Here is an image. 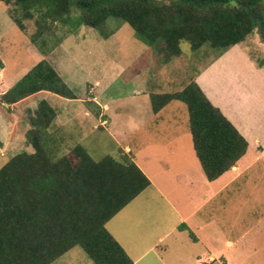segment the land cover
Masks as SVG:
<instances>
[{
  "label": "rangeland",
  "instance_id": "obj_1",
  "mask_svg": "<svg viewBox=\"0 0 264 264\" xmlns=\"http://www.w3.org/2000/svg\"><path fill=\"white\" fill-rule=\"evenodd\" d=\"M25 24L26 31H20L0 2V100L43 59L58 71L76 99L43 92L11 106L1 102L0 169L16 154L33 151L26 133L36 109L46 100L58 112L47 132L51 137L47 149L53 156L68 154L79 144L95 161L106 156L119 159L126 154L143 166V159L153 156L156 167L166 171L163 180L171 186L161 188V192L170 198L169 205L156 191L158 188L149 187L107 225V230L127 250L114 228L118 221L126 223L134 239L147 246L163 230L172 227L176 217L171 208L190 214L203 203L194 220L197 224L210 220L208 224L219 225L221 241L234 244L226 253L228 264H264V156L259 157L256 150H251L240 164V173H227L206 188L203 181L208 180L191 143L186 105L174 101L154 114L149 98L151 92L183 90L229 51L217 59V52L209 46L194 52L183 41L181 55L163 64L153 58L154 47L137 39L127 23L110 19L105 27L119 29L108 39L93 28L81 27L76 33L67 34L66 28L55 26L52 34L45 36L51 49L48 55H43L30 41L36 32L35 20ZM59 39L62 41L57 44ZM146 52L150 54L147 67H136L133 71ZM230 52L232 55L224 57L204 81L229 110L249 124V134L264 138V43L255 33ZM244 58H249L248 65ZM176 136L180 140L174 142ZM127 147L131 150L126 151ZM233 179L232 185L217 194ZM211 196L215 198L206 204L205 199ZM196 223L193 226L198 234ZM190 243L195 244L191 240ZM196 246L183 251L197 254L201 247ZM152 258L149 254L139 264H161ZM52 264L94 263L76 246ZM173 264L198 263L188 259Z\"/></svg>",
  "mask_w": 264,
  "mask_h": 264
},
{
  "label": "trees",
  "instance_id": "obj_2",
  "mask_svg": "<svg viewBox=\"0 0 264 264\" xmlns=\"http://www.w3.org/2000/svg\"><path fill=\"white\" fill-rule=\"evenodd\" d=\"M16 27L35 20L30 41L43 55L55 26L67 34L96 29L104 39L110 19L127 23L140 41L154 47L155 61L168 64L181 55V42L196 52L209 46L217 59L257 34L264 43V0H0ZM62 39L57 41L61 43ZM146 52L133 67H147ZM136 74V73H134ZM40 92L76 99L65 80L41 60L0 100L9 106ZM154 114L171 102L186 105L193 148L208 181L219 179L247 153L249 143L192 79L183 90L149 94ZM57 110L41 101L30 120L27 143L32 152L16 154L0 169V264H52L81 247L94 264H133L107 223L151 186L128 155L95 161L82 146L61 157L47 146ZM0 146L2 143L0 142ZM181 231H189L186 225Z\"/></svg>",
  "mask_w": 264,
  "mask_h": 264
},
{
  "label": "crops",
  "instance_id": "obj_3",
  "mask_svg": "<svg viewBox=\"0 0 264 264\" xmlns=\"http://www.w3.org/2000/svg\"><path fill=\"white\" fill-rule=\"evenodd\" d=\"M238 46V45H237ZM236 47V46H235ZM241 57H247L244 52H238ZM231 52L229 50V53H227L224 57L231 56ZM223 58L219 59L217 62H214L211 64L209 69L203 74H199L196 77V82L198 85L201 87V89L204 91L206 96L209 98V100L218 108L221 109V111L225 114V116L235 125V127L240 131V133L246 138V140L249 143V148L246 153V155L251 151V150H256V155L261 157L264 156V142H263V137L261 136H255L252 134L248 133V126L249 124H246L243 119H241V116L237 115L233 111L229 110L228 107H226V104L224 103L223 100H220L216 94L211 90V88L207 85V83L204 80H207V78L211 75H209L214 68L219 67L218 65L221 61H223ZM247 63H250L249 58H244ZM251 60V59H250ZM221 64V63H220ZM248 65V64H247ZM257 72V71H256ZM209 75V76H208ZM41 93H37L33 96L41 95ZM32 97V96H31ZM153 112V111H152ZM237 116V117H236ZM239 116V117H238ZM191 134V133H190ZM178 136V135H177ZM174 137L173 141L177 142L179 137ZM191 143H192V137H191ZM192 145V144H191ZM193 147V145H192ZM191 149V146L189 150ZM126 151L131 150V148L127 147L125 149ZM245 155V156H246ZM245 156L239 160L236 164L235 167H233L230 171L227 173H234L238 174L240 173L241 167L240 164L242 160H244ZM197 158V157H196ZM143 166H140L138 163V160L134 157L135 163L139 166V168L144 172V174L150 179L151 181V186L150 187H155L158 188L156 191L160 193L163 198V200L169 205V199L168 196L163 192L161 188H168L171 186V184H168L165 182L163 179L166 171L163 170V168L156 167L155 163L153 162L155 159H153V156H149L148 158L143 159ZM201 166V165H200ZM198 169V167H196ZM195 168V169H196ZM199 170V169H198ZM203 171V170H202ZM204 173V172H203ZM227 173L222 175L219 179L215 181H203V184L205 185L206 188H210L213 186L214 183H217L223 176H225ZM205 176V174H204ZM238 176V175H236ZM235 178V177H234ZM207 180V178H206ZM234 179L229 182V184L225 185L222 190H217V194L222 193L224 190L228 188V186L234 183ZM162 191V192H161ZM215 196H211L208 199H205L206 204L211 202ZM190 201V200H189ZM205 204V205H206ZM203 206V203L200 204L199 206L195 209V211L190 212V214H183L182 212L180 213L179 211L175 210L174 208H171L172 215L175 218L174 223L172 224V227H168L167 229L163 230L161 234L159 235L158 239L152 243L148 244L145 246L141 241L135 240L134 236L130 230V228L124 223L123 221H118L116 224H114V228L116 232L120 235L124 243L127 245L128 249L127 250L126 246L121 242L111 231L110 233L113 235V237L120 243V245L124 248L126 253L129 255V257L132 259L133 264H139L142 262L149 254L153 255V260L155 262H161V264H173V263H181L183 261H187L188 259H194L196 263L198 264H228L229 259L228 256L226 257V253L229 249H232L234 247V244L227 240V241H221V239L218 237L219 235V225L215 224H208L210 220H207L206 222L203 223V221H200L199 224H197L194 220L196 214L199 212ZM121 212V211H120ZM120 212L118 214H120ZM117 214V215H118ZM116 215V216H117ZM115 216V217H116ZM114 217V218H115ZM113 218V220H114ZM112 220H110L108 224H111ZM196 223V228H198V234L197 231L195 230V226L193 224ZM106 225V228H107ZM181 225H186L188 229L193 232V234L196 237V241H193L190 236H189V231H181L179 230V226ZM206 229H204V227ZM109 231V230H108ZM202 231V233H201ZM202 234V236L200 235ZM190 240L194 242L195 244H191ZM197 245L196 247H201L199 253L193 254L188 251H183L187 247ZM129 253H133V256H131Z\"/></svg>",
  "mask_w": 264,
  "mask_h": 264
}]
</instances>
